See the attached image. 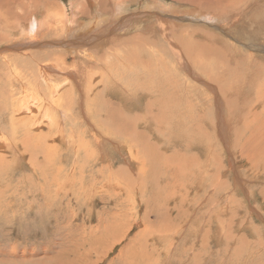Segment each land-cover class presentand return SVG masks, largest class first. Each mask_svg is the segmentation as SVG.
I'll use <instances>...</instances> for the list:
<instances>
[{
    "label": "rangeland",
    "instance_id": "374dc122",
    "mask_svg": "<svg viewBox=\"0 0 264 264\" xmlns=\"http://www.w3.org/2000/svg\"><path fill=\"white\" fill-rule=\"evenodd\" d=\"M200 1L0 2V128L12 139L15 121L20 132L16 136L31 138L23 163L12 147L0 148V155H5L0 158V264H264V0H202L204 7ZM118 3L126 8L114 19ZM87 5L90 12H81V18L97 27L84 34L53 30L49 37L44 26L40 38L32 39L23 31L24 23L19 25L36 12L45 19L46 9L64 18L65 10L71 17L74 7L81 10ZM5 9L15 14L7 22ZM201 11H210L214 19L205 12L200 17ZM55 61L59 69L50 72L61 84V109H55V116L64 127V141L51 137L44 122L50 124V118L38 109L39 104L50 103L51 95V80L45 82L38 74L42 64ZM86 67L91 69L88 74L82 73ZM77 69L79 74L70 73ZM111 74L121 79V88L111 86ZM157 83L175 92L174 101L184 90L187 98L181 97L183 105L177 107L171 101L165 111V96L157 93L156 114L146 115L151 128L141 125L148 135L137 141L149 147L140 143V150L128 141L121 151L109 148L105 157H97L96 143L89 139L96 132L85 117L88 108L109 133H115L112 123L109 129L105 122H112L113 117L106 116L111 105L134 128V120L146 113L149 102L142 86L162 87ZM80 87L87 96L79 94ZM122 89L136 91L143 99L128 101ZM24 94L39 102L34 106L39 117L28 109L20 111ZM82 99L86 101L78 103ZM25 115L34 117L31 123L44 122V127H29L28 121L19 119ZM25 125L34 131L27 132ZM107 162L114 165L107 167ZM73 165L77 172L70 174ZM70 180L73 187L67 190ZM62 183L65 190L57 192Z\"/></svg>",
    "mask_w": 264,
    "mask_h": 264
},
{
    "label": "bare ground",
    "instance_id": "6f19581e",
    "mask_svg": "<svg viewBox=\"0 0 264 264\" xmlns=\"http://www.w3.org/2000/svg\"><path fill=\"white\" fill-rule=\"evenodd\" d=\"M3 1V0H2ZM2 1H0V2H2ZM14 1H16V0H14ZM37 0H35V2H36ZM89 1V0H88ZM197 1H199V0H197ZM202 1V0H201ZM200 1V2H201ZM22 2V1H21ZM76 2V1H75ZM150 2L151 1H148V3L150 4ZM203 2H206V0H203ZM5 3H7V2H5ZM15 3V2H14ZM72 3H74V2H72ZM87 3V2H86ZM99 3V2H98ZM115 3H116V1H115ZM164 3V2H163ZM172 4H173V2H171ZM231 3V2H230ZM248 3V2H247ZM252 3V2H251ZM16 4V3H15ZM40 4V3H39ZM79 3H77V5H78ZM80 4H82V3H80ZM162 4V3H161ZM205 4V3H204ZM1 5V4H0ZM6 5V4H5ZM85 5V4H84ZM101 5V4H100ZM158 5V4H157ZM200 5V4H199ZM2 6H3V4H2ZM8 6V5H7ZM17 6V5H16ZM72 6H73V4H72ZM89 6H91L92 8H94V5L91 3V1H90V5ZM201 6H202V2H201ZM248 6V5H247ZM13 7H15V6H13ZM81 7V6H80ZM152 7V6H151ZM168 7H169V5H168ZM175 7V6H174ZM192 7V6H191ZM197 7V6H196ZM202 7H204V6H202ZM98 8V7H97ZM125 8L126 7H124L121 3H118L117 5H116V7H115V11H113V13L114 12H117V13H115L114 14V16H112V17H114V19H117V18H119L118 17V14H120V13H122L124 10H125ZM180 8V7H179ZM195 8V7H194ZM250 8V7H249ZM15 9V8H14ZM201 9H203V8H201ZM200 9V10H201ZM206 9V8H205ZM254 9V8H253ZM6 10V9H5ZM8 10V9H7ZM7 10H6V12L5 11H3L2 13H3V16L5 17V19L4 20H6V22H7V17L9 16H14L15 14H12L11 12H13V13H15L14 11H13V8H12V10H11V12H7ZM91 10V9H90ZM180 10V9H179ZM183 10V9H182ZM1 11V10H0ZM9 11V10H8ZM46 11H47V14H46V18L44 19L43 17H40L39 18V16H37L38 14H36L35 13V15H31L30 16V18H28L27 20H23L22 22H21V24H19L20 26L22 25V23H24V25H22V29H23V31H25L26 32V35H29L30 37H32V39H38L37 37H39L40 38V36H41V31H40V28H42V27H44V26H46V28H47V32H45V33H49V37H50V33H52V32H54L53 30H64L65 31V33H66V35H69V36H72V35H80V34H84V33H87V32H89L92 28H93V26L95 25V24H92V22H90V23H88V21H87V23H85L84 22V20L81 18L82 17V15H81V12H83V11H85L86 12V14L87 13H89L88 12V5H87V7H81V10H79V8L78 7H74L73 8V10L71 11L72 12V15H71V17L69 16V12H67V10H65V12H64V18L63 17H61V14L60 13H58L57 15L55 14L54 15V12H52V11H50V10H47L46 9ZM93 11V10H92ZM186 11V10H185ZM212 11V10H211ZM44 12V11H43ZM104 12V11H103ZM112 12V11H111ZM176 12V11H175ZM179 12V11H178ZM205 11H201V12H198L199 13V16L200 17H202V15H203V13H204ZM210 12V11H209ZM207 13V12H205L206 14H205V16H208L209 15V17L208 18H211V19H214L213 18V16H215V15H213L212 13ZM241 11H239V13H240ZM242 13V12H241ZM248 13V12H247ZM84 15H85V13H83ZM106 14V13H105ZM192 14V13H191ZM243 14V13H242ZM45 15V14H44ZM83 15V16H84ZM221 15V14H220ZM24 16V15H23ZM93 16V15H92ZM97 16V15H96ZM100 15H98V17H99ZM231 16V15H230ZM229 16V17H230ZM241 16V15H240ZM239 16V17H240ZM243 16V15H242ZM245 16V15H244ZM248 16V15H247ZM105 18H106V16H105ZM108 18V17H107ZM207 18V17H206ZM222 18H224V16L222 15ZM233 18V17H232ZM121 20H123L122 18H120ZM217 19V18H216ZM233 20H234V18H233ZM248 20V19H247ZM27 21V22H26ZM100 21H101V19H100ZM105 21V20H104ZM113 21V18L112 19H110L109 20V22H108V24L110 23V22H112ZM133 21V20H132ZM245 21V20H244ZM121 22V21H120ZM97 23V22H96ZM101 23V22H100ZM164 23V22H163ZM163 23H161L162 25H163ZM245 23V22H244ZM247 23V22H246ZM248 24V23H247ZM246 24V25H247ZM155 25V24H154ZM153 25V26H154ZM169 25V24H168ZM255 25H256V23H255ZM96 26V25H95ZM169 26H171V25H169ZM245 26V25H244ZM97 27V26H96ZM117 27V26H116ZM258 28V27H257ZM21 29V28H20ZM19 29V32L20 31H22V30H20ZM165 27H164V31H165ZM169 29H170V27H169ZM250 29V28H249ZM254 29V28H253ZM263 31H264V29H263ZM25 32H23V33H25ZM104 32V31H103ZM167 32V31H166ZM22 33V32H21ZM31 33H33V34H31ZM262 33V32H261ZM42 34H44L43 32H42ZM58 34V33H57ZM56 34V35H57ZM165 34V33H164ZM169 34V33H168ZM25 35V34H24ZM54 35V34H53ZM47 36V35H46ZM2 37V36H1ZM4 37V36H3ZM52 38H54V37H52ZM51 38V39H52ZM170 38H172V37H170ZM4 40V39H3ZM42 40H43V38H42ZM52 41V40H51ZM115 41V40H114ZM49 42V41H48ZM112 42V41H111ZM68 43V42H67ZM113 43V42H112ZM50 44V43H49ZM51 44H52V42H51ZM72 44V43H71ZM115 45V44H114ZM59 46V45H58ZM62 46H64V45H62ZM193 49V48H192ZM150 52H151V50H149ZM153 51H155V50H153ZM152 51V53H154ZM202 51V50H201ZM197 52V51H196ZM39 53V52H38ZM199 53V52H198ZM47 54V53H46ZM29 55V54H28ZM45 55V54H44ZM154 55H155V53H154ZM188 55V54H187ZM39 56V55H38ZM37 56V57H38ZM157 56H159V55H157ZM42 57V56H41ZM48 57V56H47ZM225 57V56H224ZM7 58V57H6ZM51 58V57H50ZM56 58V57H55ZM38 59V58H37ZM217 59V58H216ZM8 60V59H7ZM57 60V59H56ZM99 60V59H98ZM98 60H97V62H98ZM143 60V59H142ZM149 61V60H148ZM11 62V61H10ZM94 62V61H93ZM127 62H128V60H127ZM131 62V61H130ZM163 62V61H162ZM57 63V61H55L54 63H48L49 65H52V66H48V64L47 63H45L44 65L42 64V68H41V70H40V72H39V74H38V76L40 77V78H42V80H44L45 82H48L49 80H51V89H50V91H51V95H49L50 96V103H43V104H39L40 105V108L38 107V109L39 110H41L40 112H43V114H44V117L45 116H49V121H50V124H48L47 123V121H44L45 123H46V125H48L49 127H50V135H51V137H53L54 139H62V141H64L63 139H64V134H62V132H63V129H64V127L62 126V124H61V122H59V120L57 119V116H55V109H56V112H60L59 110L61 109V104H59V102H60V96H58V93H59V91H60V89H61V84L60 83H58V82H54V80H55V77H54V75L56 74H54V73H52V72H50V70L51 69H53V70H55L56 72H57V70L59 69V67H58V65L56 64ZM146 63H148L147 61H146ZM150 63V62H149ZM164 63V62H163ZM99 64H100V60H99ZM131 64H132V62H131ZM158 64V63H157ZM186 64V63H185ZM197 64V63H196ZM103 65V64H102ZM149 65V64H148ZM160 65V64H159ZM165 64H163V66H164ZM41 66V65H40ZM101 66V65H100ZM150 66V65H149ZM62 67V66H61ZM146 67V66H145ZM162 67V66H161ZM187 67V66H186ZM97 68V67H96ZM150 68V67H149ZM70 70V69H69ZM68 70V71H69ZM90 68L89 67H86V70H85V72H82V73H84V74H88L89 72H90ZM94 70V69H93ZM183 71V70H182ZM158 72V71H157ZM64 73V72H63ZM67 73V72H66ZM70 73H78V69L76 70V71H74V72H70ZM22 74V73H21ZM79 74V73H78ZM148 74V73H147ZM150 74V73H149ZM160 74L162 75V73L160 72ZM64 75H66V74H64ZM69 75V74H68ZM180 75V74H179ZM67 76V75H66ZM90 76V75H89ZM153 76V75H152ZM163 76H164V73H163ZM88 77V76H87ZM91 77H92V79H93V77H94V75L93 74H91ZM111 79H109V83L111 84V86H114V87H116V88H121V86H122V84H120V80L121 79H119V78H117V77H115L114 75H112L111 74ZM109 77V78H110ZM145 77V76H144ZM158 77H160V76H158ZM17 78H20V77H18L17 76ZM22 78V77H21ZM34 78V77H33ZM73 78V77H72ZM83 78V77H82ZM212 78V77H211ZM255 78V77H254ZM58 79V78H57ZM73 79H76V78H73ZM78 79V78H77ZM108 79V78H107ZM146 79H148V78H146ZM186 81H187V79L186 78H184ZM18 80H20V79H18ZM36 80V79H35ZM80 80V79H79ZM84 80V79H83ZM104 80H105V78H104ZM159 80H161V79H159ZM164 80V79H163ZM163 80H161V81H163ZM255 80V79H254ZM43 81V82H44ZM69 81V80H68ZM87 81V80H86ZM89 81V80H88ZM107 81V80H106ZM151 81V80H150ZM154 81V80H153ZM165 81V80H164ZM167 81V80H166ZM25 82V81H24ZM50 82V81H49ZM67 82V81H66ZM93 82V81H92ZM155 82V81H154ZM156 82H158V81H156ZM188 82V81H187ZM185 83L186 84V87L190 84V83ZM84 83H86V82H84ZM166 83V82H165ZM28 84V83H27ZM30 84V83H29ZM36 84V83H35ZM74 84H75V81H74ZM79 85L81 84V83H78ZM147 84V83H146ZM157 84H160V83H157ZM162 84H164V82L162 83ZM182 84V83H181ZM24 85H26V82L24 83ZM39 85V84H38ZM46 85V84H45ZM82 85H83V83H82ZM89 85H90V83H89ZM131 85V84H130ZM154 85V84H153ZM153 85H146V86H142V92H144V93H147L148 94V97H149V102H146V103H148V104H146V107L144 106V108H145V116L144 115H142L141 117H136L137 119H135L134 120V128L132 127H130V126H127V120H126V118H128V117H126V118H124V116L122 115V114H120V112L118 113V111H117V106H114V105H111V106H109V103H108V109H109V112L107 113V117H108V119H110L111 120V117H113V119H112V122L111 121H105L106 122V126L108 127V124L109 123H112L111 124V126L113 127V128H115V133L113 132V133H109V132H107L105 129H104V125H103V127H102V123L100 124L99 122H97V120H96V118H94V114H91V110H92V108H88V112H87V116H85L87 119H88V122H89V124H90V126L92 127L91 129H94V131L96 132L95 134H90L91 135V137L89 136V139L90 138H92V141L93 142H95L96 143V148H95V150H96V152H97V157H99V156H101V158H103V156H104V153H105V150L107 151L109 148L111 149V150H115V151H121L123 148H124V145H123V143L126 145V143L128 142V141H130L131 142V144L130 145H133V148L134 147H137V148H139L140 150H142V148H143V146H140L139 144L140 143H142L144 146H148L149 147V145H146V144H144L143 142H140L139 144L137 143V141H138V139H139V137H143L144 135H148L146 132H142L141 130H140V126L141 125H145V126H147V127H149V128H151V126H149L148 125V123H146L148 120H150V119H148L147 118V116H149L151 113H153V114H156L155 113V111L157 110V108H156V110H155V107H156V101H158V103L160 102V98L159 99H156L157 98V93H158V95H160V93H162L165 97H164V99L163 98H161V99H163V100H165L166 99V101H163L162 103H164L165 102V111H166V108L169 106V104H170V102L171 101H174V91L171 89L170 90V92H169V87L167 86H165V85H167V84H165L164 86L166 87L165 89H164V87L162 86V87H160V88H158V87H156V88H158V89H154L153 88ZM63 86V85H62ZM84 86V85H83ZM261 86V85H260ZM25 87V86H24ZM48 87V86H47ZM88 87H91V86H88ZM96 87V86H95ZM110 87V86H109ZM132 87V86H131ZM263 87V86H262ZM39 88V87H38ZM112 88V87H111ZM123 88V87H122ZM127 88H128V86H127ZM212 88V87H211ZM261 88V87H260ZM108 89H110V88H108ZM113 89V88H112ZM129 89V88H128ZM128 89H122V90H120V92L122 93V94H124V93H126V94H128V98H127V100L128 101H131V102H141V100L143 99H141L140 97H142L141 96V94H140V97H139V95L137 94V92L136 91H134V93H132V91H130L131 90V88H130V90H128ZM137 89V88H136ZM135 89V90H136ZM160 89V90H159ZM27 90V89H26ZM79 90V89H78ZM85 90H87V89H85ZM116 90V89H115ZM30 91V90H29ZM35 91V90H34ZM33 91V92H34ZM39 91H41V90H39ZM116 91H118V90H116ZM85 92V91H84ZM83 92V93H84ZM99 92V91H98ZM185 94H183L181 91H180V93H181V97H183L184 95H185V98H184V100L187 98V93L185 92V90L183 91ZM40 93V92H39ZM80 93H82L81 92V87H80V91H79V94ZM82 93V95L84 96L85 94H83ZM90 93V92H89ZM105 93V92H104ZM140 93V92H139ZM41 94V93H40ZM49 94V93H48ZM98 94V93H97ZM227 94V93H226ZM259 94H260V90H259ZM259 94L257 95V96H259ZM33 95V94H32ZM62 95V94H61ZM143 95H145L146 96V94H143ZM162 95V96H163ZM262 95H264L263 93H262ZM27 96V95H26ZM25 96V94H24V96H23V98L25 99V100H20V103H19V107H20V111H27L26 109H28V113L29 114H33V115H37L38 116V112H36V111H38V109L37 108H35L34 106H36L38 103H37V100L35 101V100H33V101H30V100H28L27 99V97ZM30 96V95H29ZM86 96H87V94H86ZM85 96V97H86ZM125 96V95H124ZM161 96V97H162ZM167 96V97H166ZM256 96V97H257ZM36 97V96H35ZM81 98H83L82 96H80ZM84 97V98H85ZM169 97H170V99H169ZM181 97H177V99H175V103H176V106L175 107H177L178 105H183V103H182V98ZM229 97V96H228ZM249 97V96H248ZM260 97V96H259ZM258 97V98H259ZM262 97V96H261ZM29 98V97H28ZM220 98H222L221 97V95L219 94V96H218V99L219 100H221ZM238 98V97H237ZM245 98H247V96L245 97ZM70 99H72V98H70ZM124 99V98H123ZM123 99H121V100H123ZM126 99V98H125ZM230 99V98H229ZM234 99V98H233ZM248 99V98H247ZM80 101H84L83 99L82 100H79V102L78 103H80ZM86 101V100H85ZM84 101V102H85ZM155 101V102H154ZM251 101V100H250ZM259 101H261L260 99H258V102ZM25 103V105H22V103ZM40 102H41V100H40ZM54 102H58V103H56L55 105H54ZM71 102H73L72 100L70 101V103ZM122 102V101H121ZM125 103V102H124ZM222 103V102H221ZM230 103V102H229ZM84 104V103H83ZM139 104V103H138ZM260 104V103H259ZM38 105V106H39ZM67 105H69V104H67ZM106 107H107V105L106 104H104ZM145 105V104H144ZM190 105V104H189ZM227 105V104H226ZM228 105H230V104H228ZM27 108H26V107ZM119 106V105H118ZM122 106H123V104H122ZM141 107H142V105H140ZM222 106V105H221ZM72 107V106H71ZM82 107V106H81ZM84 107V106H83ZM120 107H121V105H120ZM124 107V106H123ZM130 107V106H129ZM157 107H158V105H157ZM190 107V106H189ZM188 107V108H189ZM68 108V107H67ZM70 108V107H69ZM187 108V109H188ZM221 108V107H220ZM232 108V107H231ZM235 108V107H234ZM261 108V107H260ZM91 109V110H90ZM106 109V108H105ZM140 109V108H139ZM158 109H159V107H158ZM69 110V109H68ZM86 110V109H85ZM177 110V109H176ZM206 110V109H205ZM222 110V109H221ZM63 111V112H62ZM61 112L64 114L65 113V115H64V117H66L67 115H68V113L65 111V110H62ZM70 111V110H69ZM190 111V110H189ZM237 111V110H236ZM73 112V111H72ZM125 113V112H124ZM139 113V112H138ZM157 113H158V111H157ZM187 113H189V112H187ZM41 115H42V113H40ZM80 114H82V113H80ZM129 114V113H128ZM178 114V113H177ZM190 114V113H189ZM193 114H194V112H193ZM204 114V113H203ZM147 115V116H146ZM257 115V114H256ZM255 115V116H256ZM106 116H104L103 118H104V120H106ZM117 116V117H116ZM129 116H130V114H129ZM139 116V115H138ZM156 117H157V115H155ZM181 116V115H180ZM187 116H189V115H187ZM192 116H194V115H192ZM39 117V116H38ZM37 117V118H38ZM73 117H74V115H73ZM179 116L177 115V118H178ZM190 117V116H189ZM189 117H187V118H189ZM199 117V116H198ZM252 117V116H251ZM253 117H254V115H253ZM252 117V118H253ZM34 117L33 116H29V115H25L23 118H19L20 120H24V121H28V123H30L29 125V127H34L35 129H38V128H43L42 127V124H44V122H38L37 123V120H34V121H32V123L30 122V120L31 119H33ZM118 118H120V121L118 120ZM175 118H176V116H175ZM13 119V118H12ZM65 119H67V118H65ZM64 119V120H65ZM248 119V118H247ZM254 119V118H253ZM45 120V119H44ZM68 120H70V119H68ZM173 120V119H172ZM249 120V119H248ZM250 120H251V118H250ZM62 121H63V119H62ZM73 121V120H72ZM102 121V120H101ZM153 122H155L154 120H152ZM174 121V120H173ZM176 121V120H175ZM195 121V120H194ZM201 121H202V119H201ZM238 121V120H237ZM260 121V120H259ZM74 122V121H73ZM128 122H129V120H128ZM133 122V121H132ZM177 122V121H176ZM182 122V121H181ZM189 122V121H188ZM191 122V121H190ZM190 122H189V124H190ZM197 122V121H196ZM203 122V121H202ZM202 122H200V123H202ZM261 122V121H260ZM259 122V123H260ZM72 123V122H71ZM246 123V122H245ZM262 123V122H261ZM260 123V124H261ZM17 123L15 122V121H13V123H12V126H14V127H12V131H13V138L12 139H9L8 137H4L5 135H4V132L3 131H1V128H0V134L2 135V136H0V148H8V147H12L14 150H15V152H16V156L18 157L19 156V158H20V160L21 159H25L26 161H27V158H25V156H26V154H25V151L26 150H28L29 149V143H28V141H30V137L29 136H22V139H20V138H18L16 135H19V125L17 124ZM194 124H195V122H194ZM193 124V125H194ZM45 125V124H44ZM129 125V124H128ZM264 125V124H263ZM16 126H17V128H16ZM26 126V125H25ZM165 126V125H164ZM222 126V125H221ZM24 127V126H23ZM29 127H27L26 126V131L27 132H33L34 131V129H30ZM160 127V126H159ZM176 127V126H175ZM245 127V126H244ZM263 127V126H262ZM109 128V127H108ZM178 128H179V126H178ZM193 128H196V126L195 127H193ZM198 128H199V126H198ZM202 128V127H201ZM200 128V129H201ZM225 128V127H224ZM223 128V129H224ZM232 128V127H231ZM247 128V127H246ZM245 128V129H246ZM261 128V127H260ZM110 129V128H109ZM142 129V128H141ZM249 129V128H248ZM264 129V128H263ZM18 130V131H17ZM39 130V129H38ZM108 130V129H107ZM189 130V129H188ZM198 130V129H197ZM202 130V129H201ZM228 130V129H227ZM235 130V129H234ZM54 131H56V133L54 132ZM83 131V130H82ZM155 131V130H154ZM193 131H195L194 129H193ZM199 131V130H198ZM204 131V130H203ZM263 131V130H262ZM73 132V131H72ZM156 132V131H155ZM236 132V131H235ZM83 133V132H82ZM126 133H128V136L126 135ZM197 133V132H196ZM200 133V132H199ZM204 133H205V131H204ZM262 133V132H261ZM40 134V133H39ZM56 134H57V136H56ZM80 134H81V132H80ZM121 134V135H120ZM198 134V133H197ZM234 134H236V133H234ZM245 134V133H244ZM83 135H85V134H83ZM140 135V136H139ZM189 135V134H188ZM8 136V135H7ZM44 136H46L45 134L41 137V138H43L44 139ZM48 136V135H47ZM157 136V135H156ZM190 136H192V135H190ZM200 136V135H199ZM233 136V135H232ZM66 137H69V136H66ZM120 137H123V138H121L120 139ZM128 137V138H127ZM195 137V136H194ZM263 137V136H262ZM40 138V139H41ZM46 138V137H45ZM47 138H49V137H47ZM80 138V137H79ZM177 138V137H176ZM182 138H184V137H182ZM197 138V137H196ZM239 138V137H238ZM264 138V137H263ZM52 139V138H51ZM50 139V140H51ZM88 139V140H89ZM124 139V140H123ZM149 139V138H148ZM160 139V138H159ZM199 139V138H198ZM82 140V139H81ZM206 140V139H205ZM260 140H262V139H260ZM45 141V140H44ZM48 141V140H47ZM69 141V140H68ZM67 141V142H68ZM83 141H84V139H83ZM87 141V140H86ZM91 141V142H92ZM195 141V140H194ZM207 141V140H206ZM34 142H36V141H34ZM121 142V143H120ZM148 142H150V141H148ZM32 143H33V141H32ZM40 143V142H39ZM61 143H63V142H61ZM76 143V142H75ZM82 143V142H81ZM261 143H263V142H261ZM261 143L259 144L260 146H261ZM79 144V143H78ZM83 144V143H82ZM82 144H79V145H77L78 147H80V148H82ZM148 144V143H147ZM149 144H151V143H149ZM208 144V143H207ZM22 145L26 148V149H24L23 150V147H22ZM36 145V144H35ZM51 147H53V144H51L50 145ZM49 146V147H50ZM58 146V145H57ZM87 146V145H86ZM197 146V145H196ZM209 146V145H208ZM242 146V145H241ZM50 147V148H51ZM108 147V148H107ZM152 147H153V145H152ZM184 147H186V146H183V149H184ZM189 147H191V146H188V148ZM252 147V146H251ZM257 147H259L258 145H257ZM145 148V147H144ZM198 148H199V146H198ZM35 149V148H34ZM148 149V148H147ZM146 149V150H147ZM206 149V148H205ZM246 149V148H245ZM245 149L244 150H242V151H245ZM30 150V149H29ZM91 150V149H90ZM140 150H137L136 149V151H138L139 152V154L141 153V151ZM151 150H153V149H151ZM185 150V149H184ZM189 150H190V148H189ZM200 151H201V149H199ZM248 150V149H247ZM251 150V149H250ZM259 150V149H258ZM11 152H12V150H10ZM77 151V153L79 152L78 150H76ZM83 151H84V147H83ZM144 151V150H143ZM235 151V150H234ZM259 151H261V150H259ZM259 151H258V153H259ZM91 152V151H90ZM188 153V152H187ZM186 153V154H187ZM196 153V152H195ZM251 153V152H250ZM90 154V153H89ZM94 154V153H93ZM107 154V153H106ZM138 154V153H137ZM182 154H184L183 152H182ZM181 154V155H182ZM203 154V153H202ZM208 154V153H207ZM242 154V153H241ZM246 154V153H245ZM253 154V153H252ZM14 155V154H13ZM92 155V154H91ZM90 155V156H91ZM116 155V154H115ZM176 155H178L179 156V154H176ZM92 156H94V155H92ZM172 156H173V154H172ZM177 156V157H178ZM186 156V155H185ZM242 156V155H241ZM31 157H32V155H31ZM34 157V156H33ZM105 157V156H104ZM145 157H147V159H148V156H145ZM174 157V156H173ZM172 157V158H173ZM176 157V158H177ZM186 157H188V154H187V156ZM244 156H242V158H243ZM247 157V156H246ZM248 157H250V156H248ZM247 157V158H248ZM0 158H2V159H4L5 158V155H0ZM170 158V157H169ZM183 158L184 157H182L181 159L183 160ZM92 159V158H91ZM93 159H94V157H93ZM109 159V158H108ZM107 159V160H108ZM117 159V158H116ZM185 159V158H184ZM189 159V158H188ZM192 159H193V157H192ZM191 159V160H192ZM251 159V158H250ZM31 160V162L29 161V163L30 164H33V167H34V169H36V162L33 160V158H31L30 159ZM95 160V159H94ZM110 160H112V159H110ZM113 160H114V158H113ZM174 160H176V159H174ZM173 160V161H174ZM182 160H180V161H182ZM187 160V159H186ZM190 160V159H189ZM188 160V161H189ZM190 160V161H191ZM201 160V159H200ZM248 161H249V159H247ZM252 160V159H251ZM96 161H97V159H96ZM115 161V160H114ZM146 161V160H145ZM169 161V160H168ZM177 161V160H176ZM187 161V162H188ZM247 161V162H248ZM1 162V161H0ZM24 162V160L22 161L21 160V163H23ZM109 162V161H108ZM107 162V163H108ZM171 162V161H170ZM184 162V161H183ZM182 162V164L184 165V163ZM252 162V161H251ZM2 163V162H1ZM28 163V162H27ZM162 163H165V162H162ZM178 163V162H177ZM50 164V163H49ZM114 165V163H108L106 166L107 167H112L111 165ZM173 165L175 164V163H172ZM180 164V163H179ZM199 164V163H198ZM1 165V164H0ZM68 165V164H67ZM82 165V164H81ZM164 165V164H163ZM202 165V164H201ZM43 166V165H42ZM82 166H84V165H82ZM175 166V165H174ZM173 166V167H174ZM85 167V166H84ZM83 167V168H84ZM178 167V166H177ZM175 168V167H174ZM187 168H188V166H187ZM41 169V168H40ZM44 169H45V167H44ZM44 169H42V170H44ZM177 169V168H176ZM181 169V168H180ZM179 169V170H180ZM183 169H185L184 168V166H183ZM205 169V168H204ZM203 169V170H204ZM46 170V169H45ZM35 172H37L38 173V170H35ZM40 172V171H39ZM77 172V169H76V165H73L72 167H71V169H70V174L71 173H76ZM82 172H83V170H82ZM81 172V174L82 175H84L83 173ZM170 172V171H169ZM168 172V173H169ZM179 172V171H178ZM219 172V171H218ZM47 173V172H46ZM57 173V172H56ZM183 173V172H182ZM69 174V173H68ZM177 174V173H176ZM179 174V173H178ZM177 174V175H178ZM181 174V173H180ZM184 174V173H183ZM187 174V173H186ZM76 175V174H75ZM174 176V175H173ZM176 176V175H175ZM175 176H174V178H173V180L175 179ZM171 177V176H170ZM133 178V177H132ZM136 178V177H135ZM176 178H177V176H176ZM180 178H182V177H179V180H180ZM72 179V178H71ZM74 179V178H73ZM168 179H169V176H168ZM170 179H172V178H170ZM169 179V180H170ZM178 179V178H177ZM132 181H134V180H132ZM68 182V180L67 181H65V184ZM177 182V181H176ZM65 184L64 183H62V184H60V186L58 187V189H57V192H60V191H62L64 188H65ZM179 184V183H178ZM182 184V183H181ZM107 186V185H106ZM113 187H114V185H112ZM124 186V185H123ZM131 186H133V185H131ZM73 186H72V181L70 180V182H69V184H68V186L65 188V189H67L68 190V188H72ZM81 187V186H80ZM108 187V186H107ZM109 188V187H108ZM131 188V187H130ZM187 188V187H186ZM56 189V188H55ZM64 189V190H65ZM123 189V188H122ZM189 190H190V188H189ZM198 192V191H197ZM200 192V191H199ZM156 194V193H155ZM46 196V195H45ZM149 207V206H148ZM147 212V211H146ZM149 213V212H148ZM145 214H147V213H145ZM181 215V214H180ZM147 217H148V215H146ZM181 219L183 220V218H182V216H181ZM186 219V218H185ZM184 222V221H183ZM122 224V223H121ZM120 224V225H121ZM149 226H151V224L149 225ZM148 228V227H147ZM145 229H146V227H145ZM150 229H151V227H150ZM147 231V230H146ZM155 232V231H154ZM147 233V232H146ZM145 233V234H146ZM148 234V233H147ZM149 235H151V234H149ZM152 236V235H151ZM150 236V237H151ZM124 238H125V236H124ZM123 238V239H124ZM146 238V237H145ZM152 238V237H151ZM151 238H150V240H151ZM111 239V238H110ZM118 240V239H117ZM120 240V239H119ZM146 241V240H145ZM102 243V242H101ZM100 243V244H101ZM126 243V242H125ZM102 244H105V243H102ZM94 245V244H93ZM98 247V246H97ZM96 247V248H97ZM99 248V247H98ZM131 250V249H130ZM98 253H100V251L98 252ZM88 256V255H87ZM89 257V256H88ZM130 257V256H129ZM86 258V257H85ZM132 258V257H131ZM131 262V261H130ZM133 262V261H132ZM131 262V263H132ZM171 262V261H170Z\"/></svg>",
    "mask_w": 264,
    "mask_h": 264
}]
</instances>
